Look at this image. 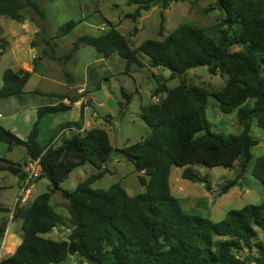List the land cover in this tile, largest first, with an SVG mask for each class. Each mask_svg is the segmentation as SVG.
I'll return each instance as SVG.
<instances>
[{
    "label": "trees",
    "instance_id": "16d2710c",
    "mask_svg": "<svg viewBox=\"0 0 264 264\" xmlns=\"http://www.w3.org/2000/svg\"><path fill=\"white\" fill-rule=\"evenodd\" d=\"M181 0H130L137 4L128 18L137 22L143 11L161 7L160 33L164 31L165 11ZM225 19L210 28L182 25L162 40L148 39L133 49L128 39L115 27L100 36H81L70 51L59 58L47 50L44 55L67 63L82 46H91L104 58L119 55L127 67L143 66L138 54L146 55L152 68H166L181 83L169 89L156 77L155 91L165 94L157 103L141 108V118L150 134L140 142L116 150L131 162L139 176L144 193L130 196L120 183L107 190L91 186L110 173L108 164L115 149L108 132L91 128L73 134L62 144L39 143L40 123L50 117L65 115L79 99L63 97V101L38 109V119L27 140L0 125V142L8 146H24L32 161H38L39 172L31 183L47 179L48 192L39 195L27 209L19 204L14 217L22 219L23 238L14 254L0 264H62L70 257L82 258L80 264H264V202L230 210L220 222L187 214L171 190L173 166L186 167L182 177L191 182L207 183L193 168L195 165L237 166V177L221 190L227 194L245 174L264 186V155L254 165L253 149L259 141L251 134L253 124L264 130V0H217ZM25 9H33L44 17L35 0H0V17L23 23ZM77 23L70 21L60 29L65 37ZM239 49L233 51L232 48ZM0 52V59L4 54ZM42 57L35 60L33 71L7 69L0 87V101L19 97L34 73L39 72ZM208 67L212 75L227 77L223 88L212 92L204 86L190 85L185 76L191 69ZM65 75L73 82L71 74ZM166 82V81H165ZM161 83V84H160ZM125 98L121 111L131 102L132 94L122 91ZM209 97L218 102L225 114L237 112L242 126L239 134L224 135L210 130L205 116ZM88 102H83L77 122L62 125L59 131L75 126L83 128ZM124 108V109H123ZM123 109V110H122ZM204 135H198L202 131ZM0 172H10L23 182L28 178L21 164L1 160ZM91 164L98 171L87 177L74 190L61 187L78 167ZM60 192L68 202L71 231L66 239L53 240L51 234L62 224L61 217L50 205L52 195ZM1 193V188H0ZM0 212H10L0 205ZM8 220L0 226V246L8 228Z\"/></svg>",
    "mask_w": 264,
    "mask_h": 264
},
{
    "label": "rangeland",
    "instance_id": "374dc122",
    "mask_svg": "<svg viewBox=\"0 0 264 264\" xmlns=\"http://www.w3.org/2000/svg\"><path fill=\"white\" fill-rule=\"evenodd\" d=\"M35 1L39 3L44 17L33 9L22 11L25 17L23 23L4 16L0 17V52L5 46L4 54L0 59V87L7 69L18 70L24 66V63L30 66L32 64L34 68L35 60L42 57L39 72L34 75L26 88L27 93L35 90L33 93L37 96L24 92L20 97L23 98L25 95L23 98L26 101L25 104L36 102L48 104L53 100L60 102L63 97H66L63 95L79 100L84 98V103L87 101L89 107V109L86 107L85 112L88 128L105 129L115 149L108 164L110 173L96 181L91 187L107 190L112 185L120 183L130 196L144 193L146 189L139 182V176L143 173L137 172L134 165L120 157L116 150L140 142L149 136L150 128L141 118V108L157 103L165 97V94L156 96L154 94L159 86L155 82L156 77L162 81V84L166 83L169 89L177 87L182 78H172L171 72L166 68H152L149 58L142 53H139L138 57L143 66L133 65L128 69L126 60L119 55L104 58L91 46H82L67 63L63 60L62 62L55 61L44 55V52L47 50L51 53V46H53L55 55L64 58L79 37L100 36L111 27H115L123 34L133 49H137L148 39L166 38L182 25L199 28L215 26L224 21L225 13L219 8L217 0L175 1L165 11L166 20L164 31L161 34L160 6L153 7L147 12L143 11L137 22H134L128 18V15L135 13L138 5L129 4L130 0ZM70 21H75L76 27L68 35L61 37V27ZM46 40L51 46L44 42ZM32 47H36L37 50L31 51ZM238 49V46L232 48L233 51ZM65 72L71 74L73 82L65 75ZM185 78L190 85L204 86L212 92L223 88L227 80L225 75L210 74L208 67L191 69ZM123 90L132 94V98L125 110L121 111L120 104L125 105ZM38 95L42 97L38 98ZM9 99H3L0 102L6 113H9L8 110L11 108V105L7 104ZM6 104L7 107H4ZM61 116H65L62 119L66 122L79 120L81 110L74 107L65 115L56 117ZM205 116L210 123V130L214 133L232 135L242 131L237 112L223 113L213 97H209ZM53 118H46L40 123L41 133L38 140L42 146L48 145L54 139L56 140V136H59V129L52 133ZM204 134H206L205 130L198 133L199 136ZM251 134L259 141V145L253 149V166L257 158L264 155V130L253 124ZM71 136L72 134L66 133L53 143L62 144ZM7 146L0 142V161L4 158L3 160H12L22 166L30 165L32 160H29L27 148L8 146L9 150H7ZM0 165L3 163L0 162ZM24 168L28 169L27 172L31 170L32 173L33 171V167L25 166ZM193 168L206 178L207 183L183 179L182 174L186 167L173 166L170 174L172 193L179 199L187 214L199 215L213 222H220L230 210H239L250 204L259 205L264 202V186L251 175L250 171L245 174L238 185L227 194L221 195L222 188L237 177V166L228 169L222 166L210 167L200 164ZM97 171L91 164L78 167L62 183L61 187L72 191ZM31 173L28 175L30 176ZM25 181L22 182L18 176L10 172L0 174V205L10 210V212H0V226L5 220L9 222L8 231L0 246V261L14 254L22 242L23 223L22 219L14 217L15 207L19 204L22 209H27L35 198L48 192L51 187L47 179H42L28 184V191L20 195L26 184ZM208 185L210 190H208ZM50 205L61 217L62 224L45 237L53 240L66 239L71 231L68 202L60 192H56L52 195ZM258 239L264 241V234L260 230ZM10 240L14 242L13 246L9 245ZM81 261L82 258L73 256L62 264H80Z\"/></svg>",
    "mask_w": 264,
    "mask_h": 264
},
{
    "label": "crops",
    "instance_id": "0c3cea01",
    "mask_svg": "<svg viewBox=\"0 0 264 264\" xmlns=\"http://www.w3.org/2000/svg\"><path fill=\"white\" fill-rule=\"evenodd\" d=\"M32 48L33 49H31V51L37 50L36 47H32ZM19 69H24V70H27V71H33L34 68H33V65L32 64L30 66L28 63H24V66L21 67V68H19ZM15 71H17V70H15ZM35 74H37V73H34L32 75V77H31V79L34 77ZM31 79L29 80V82L27 83V85L25 87V90H24L25 92H26L27 86L30 84ZM33 92H35V90L34 91H30L28 93L26 92L25 94H31V95L37 96V94H34ZM44 94H46V92L43 93V96H44ZM24 96H23V98H24ZM63 96H67V95H63ZM41 97L42 96H39L38 95V98H41ZM23 98H21V100H19L17 97H11L8 100V103L7 104L11 105V108L8 110L9 113H6L3 110L4 108L1 107V103H0V123H2L1 126L3 125L4 128H6L7 130H10L11 132H13L14 134H16L21 139L27 140V138H28V136H29V134H30V132H31V130L33 128V125H34V123L37 120V110L40 107H42V105H54V104H56L58 102L55 101V100H53V101L49 102L48 104H41V102H38V103L36 102V103H31V104H25L26 101ZM61 101H63L66 104L69 103L67 99H64V100L62 99ZM83 102H84V98H81L79 101H77L74 104H72V108L76 107V108H79L81 110V107H82V103ZM85 102H87V101H85ZM7 104L4 107H7ZM87 109H89L88 106H87ZM86 116H87V114H86ZM64 117L65 116L54 117L53 118V126H52L53 132L52 133H54L56 131V129H59L62 125L66 124V123L79 121V120H72V121L71 120H68L66 122V121H64V119H62ZM84 127L86 129L88 128L87 117H86V120H85ZM61 132H62V130L58 133V135H60ZM56 139H57V136H56ZM7 150H9L8 146H7ZM27 152H28L29 160L31 161V157H30V153H29L28 149H27ZM6 160H8V159H6ZM9 161L12 162V160H9ZM30 167H33V170H34L36 168V164L33 161H31L30 162V165H27V168H30ZM24 170H25V168H24ZM27 170H25V171L27 172ZM28 172L31 173V170L28 171ZM1 173L2 172H0V174ZM30 173H28V174H30ZM7 231H8V228H7ZM13 243L14 242H12V240H10L9 245H12L13 246Z\"/></svg>",
    "mask_w": 264,
    "mask_h": 264
},
{
    "label": "built area",
    "instance_id": "2783aa9c",
    "mask_svg": "<svg viewBox=\"0 0 264 264\" xmlns=\"http://www.w3.org/2000/svg\"><path fill=\"white\" fill-rule=\"evenodd\" d=\"M86 128L83 127V128H78V127H75V126H69L65 129L62 130V132L60 133V135L57 137V139L55 140V142L63 135H65L66 133H70V134H78V133H83L85 132ZM36 164V168L32 171L31 175L29 176L28 175V178L26 179L25 183L24 184V188H22L21 190V194L20 195H23L26 191H28V184L31 183L33 177H36L37 176V167H38V161H35L34 162Z\"/></svg>",
    "mask_w": 264,
    "mask_h": 264
},
{
    "label": "water",
    "instance_id": "95a60500",
    "mask_svg": "<svg viewBox=\"0 0 264 264\" xmlns=\"http://www.w3.org/2000/svg\"><path fill=\"white\" fill-rule=\"evenodd\" d=\"M207 187H208V190H210V187H209V185H208Z\"/></svg>",
    "mask_w": 264,
    "mask_h": 264
}]
</instances>
